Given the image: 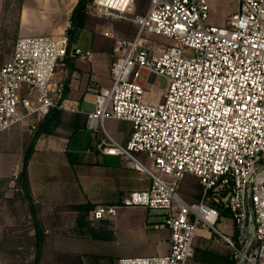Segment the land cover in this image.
<instances>
[{"label": "built area", "instance_id": "obj_1", "mask_svg": "<svg viewBox=\"0 0 264 264\" xmlns=\"http://www.w3.org/2000/svg\"><path fill=\"white\" fill-rule=\"evenodd\" d=\"M135 2L94 5L114 17L134 12ZM238 2L226 26H216L208 23L209 0H148L133 20L136 35L116 41L111 86L95 94L90 112L72 106L64 80L55 78L66 57L92 55L69 50L65 35L21 36L0 66V134L24 124L33 130L54 110L82 113L88 130L102 132L100 151L125 158L149 182L91 211L93 220L123 207L163 216L155 228L168 229V251L120 257L117 264H187L201 226L228 243L236 264H264V0ZM143 72L151 82L159 75L168 80L157 101L144 98ZM108 118L130 123L126 142L107 132ZM186 175L199 179V201L179 195ZM225 219L232 236L217 228Z\"/></svg>", "mask_w": 264, "mask_h": 264}, {"label": "rangeland", "instance_id": "obj_2", "mask_svg": "<svg viewBox=\"0 0 264 264\" xmlns=\"http://www.w3.org/2000/svg\"><path fill=\"white\" fill-rule=\"evenodd\" d=\"M32 2L35 3L36 0H27V3ZM8 4L9 8L5 12L2 9L0 18V51L7 53L8 56L4 58L5 61L12 55L14 45L19 38L16 27L19 0H9ZM238 4V0H209L210 11L208 23L216 26H226L231 15L237 11ZM139 14L140 12L136 7L132 13L114 17L101 15L93 7L90 9L89 15L91 16L92 21L87 26L88 30H83L78 37L73 39L71 44L72 47L75 45H82L83 48H88L94 52L93 57L89 61L88 59L83 58L78 59L79 57L75 60V65L77 63V67L84 70L83 74L85 78L87 77V81L88 78H90L91 82L102 85L105 88L111 86L110 67L111 62L116 55V41L118 39H132L136 35V25L133 20ZM121 24L126 25V27L121 26ZM128 25H130V28ZM19 33L21 36L31 34L25 27H23ZM64 33L68 38L67 30H65ZM94 35L98 36L97 38H100L102 35L103 38L106 39L100 41L99 44L102 48H106V45L110 44L108 45L112 50L110 54L95 52L97 50L93 48ZM151 38H156L157 42L171 43L169 39L161 36L154 35ZM108 40H111V42ZM106 41H108L107 44ZM62 63V66L59 65L57 67V75L55 78L61 79L63 77V80H67V78H69L68 72H70V69L66 63ZM92 68L93 74L91 76L89 72ZM139 81L145 86L146 94L144 98L152 97V101H157L159 96L168 88V80L160 75L156 76L151 82L148 81L147 73L143 72L141 73ZM69 97L72 101H78L77 103H81L82 101V98L76 99L75 96L71 95ZM81 108L90 111L94 110V106L87 101L82 102ZM121 125H123V123L115 119L108 118L105 121V128L109 134H113ZM33 130L24 124L0 134V171L6 170L10 166V163L13 162L12 165H14L16 162V157L13 156L12 153L7 152V150L19 152L20 148L23 149L22 147L26 140V135L30 133L32 134L34 132ZM94 135L101 143V138H103L102 134L96 132ZM54 137H57L58 142H62L60 139L64 136L61 135ZM62 145V143L61 146L58 144V149L55 150V152L50 151L51 154L47 153L46 150L44 151V153H47L45 159L48 160L49 163L44 166L43 162L39 161L38 166L35 168L36 174L33 178L35 192H32V196L34 200L43 204L42 212L51 211L52 208L60 206L63 207L61 211L64 212L61 213L62 222L60 220L58 223L59 220L57 218L58 221L56 224L46 225L49 232L48 236L45 238L46 248L42 264H73L75 258H78V255L81 256L85 254L86 256L88 251L102 253L110 250L114 254L123 252V255L125 256H143L147 253L136 252V250L134 251V249H137V246L132 242L131 238L132 234H137L139 232H144L145 236L148 235L155 237L153 243L149 242L146 244V249H154L156 252H165L168 247V231L165 230V228L162 231L164 235L156 237L159 229H156L155 225L163 223L162 214L156 210L123 207L119 209L117 216L94 220L93 225L97 227L94 232L82 236L79 233L71 231V228L74 225V218L66 217L68 214H72L71 206L86 204L87 202L97 205V202H95V200L90 202L86 199L88 198V195L85 196L86 198L84 197L81 184L75 185L74 191L68 189L67 181H69V183L71 181V175L69 173H72L73 171L76 176L84 175L87 177L88 193L90 196L96 194L94 196L98 199L96 201H109L110 199L117 197L116 195H118V193L110 194L109 192H103L105 190L110 191L113 185H108L106 183L100 185V177L102 176L101 171L106 169L104 168V157L100 155V152H96L93 149L89 152L76 153V156L73 157L72 155L74 153L63 152L64 146ZM4 149H6V151ZM65 153H67V155ZM67 160L69 162L68 167L65 162ZM127 164H129V162ZM147 164H149V161H147ZM19 169H21V167L15 168V171H19ZM128 171L131 173V176L135 175L134 171L130 169ZM11 179L15 181L13 177H11ZM103 181L107 182L105 180ZM4 199L0 202V239L6 230H11L10 228L15 227V225L20 226L18 220L23 221L26 218V215L23 212V207L18 202L9 204ZM26 225H28V229L26 230L27 233H32L29 223ZM217 228L221 234L225 236L233 235L232 223L227 219L222 220L217 225ZM198 235L202 237V239L204 238L203 240L209 241L211 239L213 243L222 245V242L218 238H215L213 232L206 227L201 226L198 229ZM25 238L26 240L23 239L24 245L33 241L30 234ZM202 239L200 241H202ZM211 244L204 242L200 245L206 247L211 246ZM31 252L32 250H22V257L19 253H0V264H21L23 261H30L32 258V255L30 254ZM84 260L85 264H90L89 258H84Z\"/></svg>", "mask_w": 264, "mask_h": 264}, {"label": "trees", "instance_id": "obj_3", "mask_svg": "<svg viewBox=\"0 0 264 264\" xmlns=\"http://www.w3.org/2000/svg\"><path fill=\"white\" fill-rule=\"evenodd\" d=\"M8 1L9 0H4V12L9 8ZM21 3L22 0H19L18 14L16 19L17 28L19 25V16L22 6ZM147 6L148 0H136L135 2V7L138 9L140 14H143L146 11ZM92 7L95 8L94 0H78L77 4L72 10L69 19L70 26L67 29L69 50L72 47L71 44L73 39L78 37L83 30H88L87 26L92 21V18L89 15L90 9ZM121 26L126 27L124 24H121ZM128 26L130 28V25ZM97 37L98 36L94 35L93 48L97 50L95 52L110 54L112 51L111 47L108 46L110 44L106 45V48H102L99 43L104 38L102 35L100 38ZM108 41L111 42V40ZM108 41H106V44ZM6 56H8L7 53L0 51V66L5 61L4 58H6ZM76 58H78V56L72 58L68 56L65 59L66 65H68V68L70 69V73L76 69ZM68 79L69 78L64 80L65 97H67L68 92L70 91ZM33 131L34 132L32 134L30 133L26 135L25 146L22 152V166L16 179L17 192H15L12 199L7 200L9 204H13L16 201H21L23 204L20 205L23 207V212L26 215V218L23 221L18 220L20 222V226L15 225V227L10 228L11 230H6L0 239V253H19L22 257V250H32L30 253L32 255L31 260H26V262L23 261L21 264H42L44 259V251L46 248L45 238L48 236L49 232L46 228V225H54L58 220V223L60 220L62 222L61 213H64L61 211L63 208L61 206L54 207L51 209V211L43 213V206L33 199L28 166L35 152L37 141L43 136L63 135L70 141V147L73 150H93L96 149L98 145V141L92 136L91 132L87 130L86 115L82 113L54 110L43 120H41ZM201 191L202 186L199 182V179L192 175H186L182 179L178 188L179 195L189 203L199 201L201 198ZM95 206L96 204L94 205L88 202L86 204H77L71 206L72 214H68V216H66L68 218H74V225L72 226L71 231L79 233L82 236L96 231L97 227L93 225L94 220L91 219V211L95 208ZM222 215L228 218L231 214L230 211L226 210L222 211ZM27 223H29L32 233H27ZM29 234L31 235L33 241L24 245L23 239L26 240L25 237ZM213 235L222 242V245L213 243L211 239L209 241L203 240L204 238L202 239V237L198 235L194 243L193 255L187 264H236L232 248L218 234L213 232ZM201 239L202 241H200ZM204 242H207V244H212L211 246L203 247L200 244H203ZM81 256L78 255V258H75L73 264H85L84 258H89L90 264H117L118 261V257H115L110 252L97 253L95 251H88L86 256L85 254Z\"/></svg>", "mask_w": 264, "mask_h": 264}, {"label": "crops", "instance_id": "obj_4", "mask_svg": "<svg viewBox=\"0 0 264 264\" xmlns=\"http://www.w3.org/2000/svg\"><path fill=\"white\" fill-rule=\"evenodd\" d=\"M78 0H36L35 3H27V0H23L20 16H19V25H18V35H20V31L23 27H25L31 34L29 35H54L57 37H60L62 35H65L64 31L67 30L69 26V19L72 13V10L74 9L75 5L77 4ZM4 7V0H0V18H1V11ZM27 36V35H24ZM76 46V45H75ZM77 47L82 48L84 51H90L92 55L90 57H81L83 59L91 60L93 57L94 52H92L88 48H83L82 45H77ZM77 59V60H78ZM7 61V60H6ZM4 61L3 64L6 62ZM64 63H66L64 61ZM2 64V65H3ZM1 65V66H2ZM61 66L63 63L60 64ZM76 69L72 71V73H69V79H68V85L70 88V91L68 92L67 98L69 100V103L72 106H78L82 111L84 112H90V110L82 109L81 104L84 101H87L89 104L93 105V100L96 92H99L101 89H104L105 87L102 85L95 84L94 82H91V79L88 78V81L84 77V70L79 69L77 67V63L75 65ZM92 76L93 74V68L89 72ZM62 77V76H61ZM63 79V77L61 78ZM83 91V92H82ZM83 93V94H82ZM75 96L76 99L82 98L81 103H77L78 101H72L69 96ZM94 106V105H93ZM123 123L117 130L114 131L113 134H111L114 138L119 140L120 142H126L129 138L130 132H131V125L128 122L120 121ZM19 127V126H17ZM16 128V127H15ZM88 130V129H87ZM91 132L92 136L97 140L96 136L94 135V131L88 130ZM102 134L101 131H98ZM108 132V131H107ZM99 135V134H98ZM103 136V135H102ZM101 137V136H98ZM103 141V138H101ZM125 139V140H124ZM62 142L57 141V137L54 136H43L41 137L36 144L35 152L31 158V161L28 166L29 171V180L31 184L32 192L34 193V185H33V178L36 174V167L38 166L39 161L43 162V165H48L49 161L45 159V156L47 153H50L55 150H57L58 144L61 143L64 146L63 152H70L74 153L72 155L73 157L76 156V153L81 152H89L90 150H73L70 147V141L66 137H62L60 139ZM65 141V142H64ZM98 141L97 148L94 149L96 152H100V155L104 157V168H106L104 171H101L102 176L100 177V185L101 184H108L113 185L112 189L110 191H103L105 193L109 192L110 194H116L117 197L110 199L109 201H96V197H94L96 194H93L92 196L89 195L88 189H87V177L84 175H75V172L72 171V173H69L71 176V181H67V187L68 189H72L74 191L75 185L81 184V187H83V193L84 197L87 196L90 202H97V204H115L118 203L124 196H126L128 193L135 191V190H143L146 189L149 185V182L147 180L140 181L139 180V173L132 168L131 164H127V160L122 157L118 156H111V155H105L100 151L99 145L100 140ZM25 142L23 145V149L20 148L19 152H15L13 150L8 151L13 154V156L16 157V162L14 165L13 162L10 163V166L6 170L0 171V202L4 200L12 199L15 192H17L16 187V179L18 176L19 171H15V168H19L22 166V157H23V150H24ZM60 148V147H59ZM99 149V150H98ZM6 151V149H4ZM47 151V153H44V151ZM51 151V152H50ZM59 151V150H58ZM57 152V151H56ZM67 155V153H65ZM142 160H144V156H140ZM65 160V158H64ZM67 164V167L69 166L68 160L65 161ZM81 166V165H80ZM66 167V166H64ZM126 167V168H125ZM108 169V170H107ZM134 171L135 175L131 176V173H129L128 170ZM107 170V171H106ZM105 174V175H104ZM11 177L14 178L15 181L11 179ZM103 180L107 181L104 182ZM79 190V188H78ZM14 192V193H13ZM98 194V193H97ZM2 196V197H1ZM36 202L40 203L39 201L35 200ZM8 202V201H7ZM19 204H21V201H16ZM14 202V203H16ZM9 203V202H8ZM41 204V203H40ZM43 206V204H41ZM1 206V205H0ZM1 209V208H0ZM118 215V214H117ZM116 215V216H117ZM168 231V229H165ZM163 229H159V232L156 237H160L163 234ZM144 232H139L137 234H132V242L136 244L137 249L136 252H144L147 253L146 255H156V254H164L168 251L169 248V231H168V247L165 252H156L154 249H146L147 243H153L155 240L154 236H148ZM112 253L115 257H124L123 252H119L118 254H114L110 250H107L102 253Z\"/></svg>", "mask_w": 264, "mask_h": 264}]
</instances>
